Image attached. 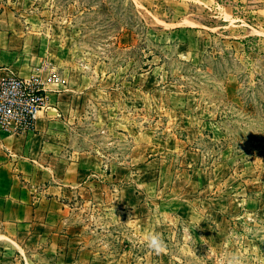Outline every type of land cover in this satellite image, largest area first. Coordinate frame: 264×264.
Masks as SVG:
<instances>
[{
    "label": "crops",
    "instance_id": "1",
    "mask_svg": "<svg viewBox=\"0 0 264 264\" xmlns=\"http://www.w3.org/2000/svg\"><path fill=\"white\" fill-rule=\"evenodd\" d=\"M41 2L0 0V79L60 77L47 84L48 105L33 130L22 135L0 130V264H131V233L144 238L153 221L167 228L175 220L189 225L202 220V225L208 214L207 228L214 230L210 222L228 224L230 197L210 193L227 175L225 165L209 170L198 146L200 135L217 142L222 132L215 123L200 121L192 95L164 87L161 69L147 70L137 84L148 94L156 84L166 93L148 98L149 104L171 106L170 120L176 122L170 130L159 129L163 138L153 141L157 129L131 126L129 117L122 131L110 129L113 138L105 148L82 141L80 122L105 91L115 92L120 76L103 64L89 72L52 29L49 2ZM138 2L164 27L156 39L174 45L179 58L194 66L201 63L207 40L234 21L233 9L219 0ZM195 6L218 13L215 24L195 18ZM115 240L126 244L123 253L114 252Z\"/></svg>",
    "mask_w": 264,
    "mask_h": 264
},
{
    "label": "rangeland",
    "instance_id": "2",
    "mask_svg": "<svg viewBox=\"0 0 264 264\" xmlns=\"http://www.w3.org/2000/svg\"><path fill=\"white\" fill-rule=\"evenodd\" d=\"M41 1L49 2L50 22L60 41L89 72L103 64L109 73L120 76L115 92L105 91L100 105L80 122L84 143L105 148L113 138L110 129H123L129 117L131 126L157 129L153 141L163 138L159 129L173 128L171 106L148 103V98L166 95L165 91L156 84L148 94L137 84L152 68L161 69L164 87L192 95L200 121L215 123L222 132L217 142L208 133L197 141L209 170L225 165L227 175L211 186L210 193L230 197L229 223L210 222L211 230L205 224L212 221L208 214L202 225V220L198 225L175 220L167 228L153 221L151 232L160 234L165 247L156 252L142 236L131 233V264H264V0H219L233 9L234 21L229 30L207 40L197 66L179 58L174 45L156 39L155 33H161L158 28L164 27L138 0ZM194 10L195 18L215 24L212 20L218 13L197 6ZM162 17L166 19V14ZM124 35H129V41ZM230 84L232 89L227 88ZM111 108L118 120L111 118ZM173 132L183 138L177 130ZM134 147L131 136V155ZM126 249L125 243L120 241L118 246L114 241V252Z\"/></svg>",
    "mask_w": 264,
    "mask_h": 264
},
{
    "label": "built area",
    "instance_id": "3",
    "mask_svg": "<svg viewBox=\"0 0 264 264\" xmlns=\"http://www.w3.org/2000/svg\"><path fill=\"white\" fill-rule=\"evenodd\" d=\"M56 73L43 81L6 76L0 79V130L10 135H22L35 128L38 114L48 105L47 84L59 82Z\"/></svg>",
    "mask_w": 264,
    "mask_h": 264
},
{
    "label": "clouds",
    "instance_id": "4",
    "mask_svg": "<svg viewBox=\"0 0 264 264\" xmlns=\"http://www.w3.org/2000/svg\"><path fill=\"white\" fill-rule=\"evenodd\" d=\"M144 239L147 246L156 252L161 251L165 247L163 239L157 232L146 233Z\"/></svg>",
    "mask_w": 264,
    "mask_h": 264
}]
</instances>
